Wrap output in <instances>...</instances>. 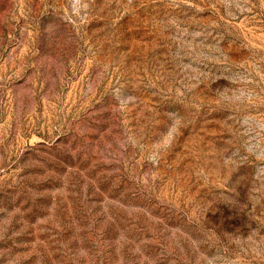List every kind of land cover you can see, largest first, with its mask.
<instances>
[{
  "label": "rangeland",
  "instance_id": "rangeland-1",
  "mask_svg": "<svg viewBox=\"0 0 264 264\" xmlns=\"http://www.w3.org/2000/svg\"><path fill=\"white\" fill-rule=\"evenodd\" d=\"M0 264H264V0H0Z\"/></svg>",
  "mask_w": 264,
  "mask_h": 264
}]
</instances>
